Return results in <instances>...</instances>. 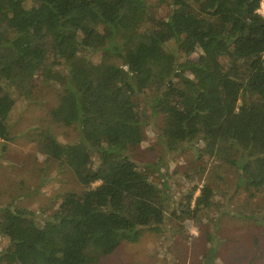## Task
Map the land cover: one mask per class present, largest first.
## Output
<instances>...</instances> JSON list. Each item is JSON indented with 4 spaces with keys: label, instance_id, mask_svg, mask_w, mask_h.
I'll return each mask as SVG.
<instances>
[{
    "label": "trees",
    "instance_id": "obj_1",
    "mask_svg": "<svg viewBox=\"0 0 264 264\" xmlns=\"http://www.w3.org/2000/svg\"><path fill=\"white\" fill-rule=\"evenodd\" d=\"M262 3L169 0L165 16L138 35L147 0H0V157L16 97L55 82L52 117L77 135L35 137L83 186L41 222L24 206L1 207L0 264H96L143 231L160 232L169 187L129 156L147 117L170 155L202 141V153L234 167L236 187L264 191ZM145 168L160 171L157 162ZM194 190L181 209L188 218L216 194L207 183ZM208 242L213 262L217 243Z\"/></svg>",
    "mask_w": 264,
    "mask_h": 264
},
{
    "label": "rangeland",
    "instance_id": "obj_2",
    "mask_svg": "<svg viewBox=\"0 0 264 264\" xmlns=\"http://www.w3.org/2000/svg\"><path fill=\"white\" fill-rule=\"evenodd\" d=\"M146 8L148 20L136 27L138 35L165 16L169 0H147ZM259 13L264 17L261 8ZM166 45L172 47L174 43ZM89 56L94 63L101 59L99 53ZM194 56L196 53L190 55ZM109 60L121 62L118 57ZM58 90L55 82H35L28 97H16L8 119L11 140L0 157V208L24 206L35 212L39 222L58 208L68 192L83 189L67 166L39 149L35 137L46 129L61 142L72 141L77 135L74 128L52 117L51 111L58 105ZM155 121L147 117L143 140L129 151V156L161 189L163 183L169 187L162 230L143 231L137 242H122L96 264H264V191L248 193L236 187L234 167L202 153V141L170 155L158 139ZM156 162L160 171L145 168L147 163ZM205 183L216 194L205 210L188 218L181 213L187 196L195 189L196 197ZM211 236L217 243L213 262L205 258Z\"/></svg>",
    "mask_w": 264,
    "mask_h": 264
},
{
    "label": "built area",
    "instance_id": "obj_3",
    "mask_svg": "<svg viewBox=\"0 0 264 264\" xmlns=\"http://www.w3.org/2000/svg\"><path fill=\"white\" fill-rule=\"evenodd\" d=\"M261 9L264 11V4L263 3L261 4Z\"/></svg>",
    "mask_w": 264,
    "mask_h": 264
}]
</instances>
